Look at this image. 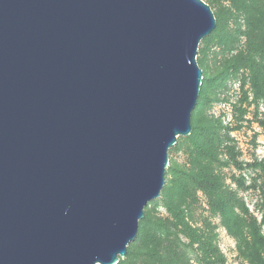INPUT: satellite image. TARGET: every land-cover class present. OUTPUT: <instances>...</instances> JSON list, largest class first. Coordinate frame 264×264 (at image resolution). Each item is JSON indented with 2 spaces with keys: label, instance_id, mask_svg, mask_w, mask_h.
Returning <instances> with one entry per match:
<instances>
[{
  "label": "water",
  "instance_id": "95a60500",
  "mask_svg": "<svg viewBox=\"0 0 264 264\" xmlns=\"http://www.w3.org/2000/svg\"><path fill=\"white\" fill-rule=\"evenodd\" d=\"M202 0H0V264H117L191 135Z\"/></svg>",
  "mask_w": 264,
  "mask_h": 264
},
{
  "label": "trees",
  "instance_id": "16d2710c",
  "mask_svg": "<svg viewBox=\"0 0 264 264\" xmlns=\"http://www.w3.org/2000/svg\"><path fill=\"white\" fill-rule=\"evenodd\" d=\"M202 1L216 27L198 47L202 85L192 132L169 151L160 197L145 207L117 264H227L219 228L234 242L236 264H264V161L242 159L231 134L256 124L264 136V0ZM229 79L239 92L230 105L233 122L224 127L208 110Z\"/></svg>",
  "mask_w": 264,
  "mask_h": 264
},
{
  "label": "rangeland",
  "instance_id": "374dc122",
  "mask_svg": "<svg viewBox=\"0 0 264 264\" xmlns=\"http://www.w3.org/2000/svg\"><path fill=\"white\" fill-rule=\"evenodd\" d=\"M238 84L234 79L227 80L218 90V100L211 103L208 113L215 118L220 119L224 127L231 126L232 113L230 105L236 102V96L238 94ZM232 136L238 142L242 154V159L246 161L252 156H255L258 161H264V136L257 125H253L251 129H243L239 132H232ZM253 134L257 135L255 141L253 140ZM254 142V143H253ZM175 160L179 163H183V156L181 154L176 155ZM245 176H251L250 172L244 173ZM245 202L248 208L253 211L254 200L246 196ZM216 222V220H215ZM219 247L227 258V264H236L234 261V242L225 234V232L219 228L218 230Z\"/></svg>",
  "mask_w": 264,
  "mask_h": 264
}]
</instances>
